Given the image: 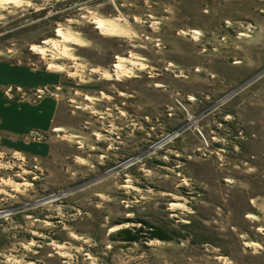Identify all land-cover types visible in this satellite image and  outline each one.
<instances>
[{
	"label": "rangeland",
	"instance_id": "obj_1",
	"mask_svg": "<svg viewBox=\"0 0 264 264\" xmlns=\"http://www.w3.org/2000/svg\"><path fill=\"white\" fill-rule=\"evenodd\" d=\"M0 264H264V0H0Z\"/></svg>",
	"mask_w": 264,
	"mask_h": 264
},
{
	"label": "bare ground",
	"instance_id": "obj_2",
	"mask_svg": "<svg viewBox=\"0 0 264 264\" xmlns=\"http://www.w3.org/2000/svg\"><path fill=\"white\" fill-rule=\"evenodd\" d=\"M99 28H105V26H104V27H103V26H102V27L99 26ZM106 29H107V28H106ZM35 49L37 50V48H35Z\"/></svg>",
	"mask_w": 264,
	"mask_h": 264
}]
</instances>
